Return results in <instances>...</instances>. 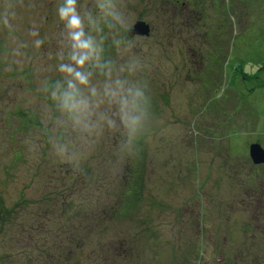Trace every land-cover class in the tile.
<instances>
[{"label": "rangeland", "instance_id": "rangeland-1", "mask_svg": "<svg viewBox=\"0 0 264 264\" xmlns=\"http://www.w3.org/2000/svg\"><path fill=\"white\" fill-rule=\"evenodd\" d=\"M61 2L0 0V15L15 13L11 30L0 22L1 264H31L35 240L71 264H264V163L250 155L264 148V0H117L128 29L145 21L151 33L121 30L133 47L117 51L105 29V56L139 59L130 78L147 82L153 118L131 155L105 132L84 151L80 179L59 171L39 90L59 78ZM133 166L141 175L126 193Z\"/></svg>", "mask_w": 264, "mask_h": 264}, {"label": "clouds", "instance_id": "clouds-1", "mask_svg": "<svg viewBox=\"0 0 264 264\" xmlns=\"http://www.w3.org/2000/svg\"><path fill=\"white\" fill-rule=\"evenodd\" d=\"M93 8L81 10L78 0H62L56 7L63 25L56 65L59 78L45 79L39 89L51 101L52 112L44 122L51 150L81 174L84 151L105 132L118 134L119 154L131 155L153 118L147 82L130 78L140 68L139 59L132 56L118 62L105 56V29L117 51L133 47L121 31L129 28L126 13L117 0H93ZM14 16L5 8L0 22L11 30ZM29 34L37 49L45 43L38 30Z\"/></svg>", "mask_w": 264, "mask_h": 264}, {"label": "trees", "instance_id": "trees-1", "mask_svg": "<svg viewBox=\"0 0 264 264\" xmlns=\"http://www.w3.org/2000/svg\"><path fill=\"white\" fill-rule=\"evenodd\" d=\"M156 2H157V4H163V3H168V0H155ZM175 2L177 3V6L178 5H181V6H184L185 5V0H175ZM176 6V7H177ZM176 7H174V8H172L173 10H176ZM128 31V34H131V33H133L132 32V28H130V29H128L127 30ZM23 116H25L24 117V120L28 117V113H25V112H23ZM36 119H28L26 122L27 123H34V125L35 126H38V127H42V125H40V123H39V121H35ZM140 137V136H139ZM138 137V138H139ZM136 143H137V141H136ZM137 145L138 146H140L141 147V149H143L142 148V144H138L137 143ZM129 161H131V159H129V160H126V163L128 162V164H130V162ZM133 162V161H132ZM61 165V169L59 170V171H61V172H64V173H67V174H69V175H71V174H75V171H73L72 169H71V167L68 165V164H60ZM131 165H132V163H131ZM130 165V166H131ZM137 165V164H136ZM135 165V166H136ZM135 166H133L132 168L130 167L129 168V171H126L127 173L123 176L124 177V182H125V186L127 187L126 188V193H132L133 191H131V190H134L135 189V182L138 180V178L140 177V171H139V174H137V172H135L137 169L135 168ZM135 169V170H134ZM93 171V168H92V170H90V169H88L87 170V174L86 173H84V175L83 176H86L87 177V179H89V180H93V179H91L90 178V176L92 175L91 173H93L92 172ZM76 175V174H75ZM76 177H78L77 175H76ZM79 178V177H78ZM80 179V178H79ZM83 179H85V178H82V180ZM85 183V186L86 185H88L89 186V182H88V180H86V182H84ZM88 187L86 186V188L85 189H87ZM60 192H64V191H60ZM67 198H70L71 196H66ZM21 204V203H20ZM66 206H68V208L69 207H71V206H69V205H66ZM104 209V208H103ZM11 211V210H10ZM92 213V215L94 214V215H98L99 213V219L100 220H104V219H107V217H108V215H110V216H112L113 215V213L112 212H110V213H108V212H100V211H93V212H91ZM102 214V215H101ZM97 218V219H98ZM6 219H7V216H6ZM98 219V220H99ZM94 220H96V219H94ZM93 220V221H94ZM97 221V220H96ZM5 224H7V221H6V223ZM90 226V230H92L93 228H91V227H93L94 226V224H93V226L92 225H90L89 223H88V226L87 227H89ZM34 230H36V231H41V226H34V225H32L31 226ZM95 228V227H94ZM34 238V237H33ZM32 241H34V240H32ZM36 241V240H35ZM35 241L34 242H32L33 244L31 245L34 249H38V252H39V254L37 255V256H32V257H30L29 259H30V261H31V264H71V259L72 258H67V259H65V261L64 260H60L59 262L58 261H56L55 260V258H54V255H51V254H49V252L48 251H46L45 249H42V247H44L42 244H41V241L39 242H37V243H35ZM29 243V242H28ZM40 244L42 245L41 247H40ZM42 249V250H41ZM44 251H46V252H44ZM50 256H51V259H50ZM49 257V258H48ZM49 259H50V261H49ZM24 262V261H23ZM23 262H21L20 264H25V262L23 263ZM0 264H1V262H0ZM27 264H29V263H27Z\"/></svg>", "mask_w": 264, "mask_h": 264}, {"label": "water", "instance_id": "water-1", "mask_svg": "<svg viewBox=\"0 0 264 264\" xmlns=\"http://www.w3.org/2000/svg\"><path fill=\"white\" fill-rule=\"evenodd\" d=\"M134 34L140 35H150L151 25L145 21H139L132 28ZM250 155L255 163H264V148L258 144L254 143L250 146Z\"/></svg>", "mask_w": 264, "mask_h": 264}]
</instances>
